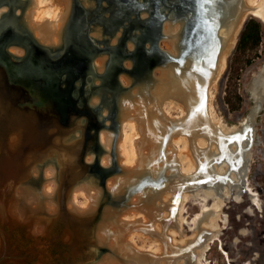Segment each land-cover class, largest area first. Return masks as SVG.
Listing matches in <instances>:
<instances>
[{"label":"bare ground","instance_id":"6f19581e","mask_svg":"<svg viewBox=\"0 0 264 264\" xmlns=\"http://www.w3.org/2000/svg\"><path fill=\"white\" fill-rule=\"evenodd\" d=\"M87 1L83 0L85 4L88 3ZM23 2L22 5L24 6L19 11L20 24L27 27L41 42L50 45L59 43L72 0H36L34 10L32 9L34 11L32 19L27 13L31 0H23ZM47 3L52 5L48 8L49 16L45 15L44 10L36 11L39 6L47 5ZM250 15L264 22V0H240L239 2L228 0L226 5H221L220 13H217L215 17H210L212 22L216 24L222 22L221 24H223L219 32L220 44L216 43L215 48L212 47L211 52L207 53L218 51L215 58L207 61L200 60L198 57L200 52L197 51L195 56L187 58L184 68H180L175 64L159 70L157 68L156 70L160 72L159 81L155 86V90L152 91V97L148 96V99L145 88L143 89L144 93H138L136 96L126 95L120 101L124 127L133 130L136 134L129 137L135 155L132 160L128 161L132 169L125 171L123 178L111 179L110 190L116 191V193H124L138 186L146 176L152 175L153 177L154 174L158 175L155 178L163 175L166 180L162 181L161 188H155L157 191L150 195V199H152L151 197L155 198L151 201L157 202L160 200L157 202L158 207L156 210L151 213L140 211L137 216H131L133 212L126 211L129 214L126 213L121 222L118 211L115 210L116 208L111 209L108 207L104 209L103 216L96 225L97 238L101 243L117 250V253H115L116 256L112 254L105 256L97 264H122L118 260L120 258L124 259V264L166 263L162 261L161 257L148 253L153 251L150 249L145 251L150 256L136 258L133 253V250H136L133 246L134 236H141L147 240L158 242V252H161V254H163L165 246H170V255L172 259H176L175 264H202L211 244L219 237L221 228L218 226V220H220L226 199L234 198L235 192L241 194V186L243 185V190L252 194V198L254 197L252 200L253 206L256 209L263 210V205L257 197V193L250 188V184L249 187L246 185L251 163L247 150L251 147L255 136L254 118L258 115L264 100V70L258 82L252 87L256 106L253 108L251 116L246 119L240 128L226 126L222 120L215 118L213 112V89L225 72L239 33ZM183 27L184 24H177L174 19L167 20L163 26L164 37L161 48L178 58L182 54L180 35ZM94 34L98 36V33ZM113 41L116 43L118 36ZM134 47L133 43L129 44L130 50H133ZM98 61L101 65L98 68L101 71L104 66H102L101 60ZM122 79L129 80L125 76H122ZM92 102L95 103L96 101ZM174 108L180 111L179 116H173L170 113V110ZM248 129H251V131H248ZM168 134H171L169 137L172 138H170V142L165 143ZM112 135V133L108 134L105 131L101 132V142H99L104 144L107 150L113 145ZM121 138L122 148L124 140L128 139L125 132ZM10 140L8 149L13 152L20 143H24L25 139L18 132L16 136L12 135ZM49 140L51 139L43 135H34L29 132L25 142L36 151V148H41L42 143H50ZM70 140L68 138L69 144L75 141L72 138ZM182 143L185 144L184 147H181ZM51 153L53 154H51L52 157L56 154L55 151ZM61 154L63 155L61 158L62 163L67 159V156L71 159L75 157V152L71 150H61ZM39 155L40 153L29 154L25 160L27 167L14 162L13 158H11L12 163L8 162V157L0 164L1 169L11 163L7 167L10 168L9 172L11 171L9 173L10 179H7L3 172L0 175V203L8 205L7 212L11 216L12 223L10 225L12 226L18 224L17 220L19 218L26 216L27 211L25 205H23L24 201L33 205L44 206L51 212L57 210L55 201L59 184L56 182V177L59 173L56 170V165L51 167L50 171L53 172V175L48 174L49 183H46V188H44V183L43 188L46 189L43 192L44 196L41 195L40 188L31 187L25 181L22 182L21 178L18 180L14 199L9 200L4 190L5 186L8 183L9 185L13 184L18 176L27 178L28 175L24 172L26 169L29 172L32 170V174L35 172L40 175L41 165L47 163L49 157L46 158L42 155L40 157ZM10 156L14 157V154L12 153ZM181 156L185 158L187 163L191 164L190 169L184 167L185 161L182 159L183 162L180 166L178 157L181 158ZM104 157H106V162L110 164V156ZM163 161L164 166H162ZM86 162L89 163L87 160ZM66 165L67 163H65ZM77 173H79V170ZM96 184V180L92 178L76 186L68 204L69 210L78 216L90 214L86 211L94 209L101 196V191L96 187ZM78 188L79 190H77ZM88 190L90 191V206L86 209L76 207L74 205L76 194L79 192L88 194ZM199 198L202 202L208 203L215 200V203L212 206L203 204L200 213L194 216L191 221L187 220L184 216L186 202ZM235 200L241 201L238 196ZM92 221L94 222V220ZM31 222L41 232L47 226L42 218L31 220ZM223 222H225L224 219ZM186 224H190L192 229L197 230L194 239L182 241L183 246L179 249L169 245L167 235L162 233L165 232L173 238L171 242L174 244V237L182 235L181 230ZM82 225L83 227L77 226V233L80 236L83 232L92 230L90 224L87 227L85 224ZM84 227L86 228L84 229ZM149 233H152V235ZM85 237L86 240L81 237L77 240V247L79 246L80 249L84 250L88 249L90 245L89 235L86 234ZM124 239L127 240L124 241ZM124 242L131 246L130 249L123 246ZM221 249L225 255H228L229 264H232L229 254L223 247Z\"/></svg>","mask_w":264,"mask_h":264},{"label":"water","instance_id":"95a60500","mask_svg":"<svg viewBox=\"0 0 264 264\" xmlns=\"http://www.w3.org/2000/svg\"><path fill=\"white\" fill-rule=\"evenodd\" d=\"M239 1L240 0H237V2ZM188 2L189 7L185 12L181 13L176 7L172 8L170 6L169 12H163L161 17L164 20L169 17V19H174L184 24L180 35L182 53L180 57H174L169 52L163 50L158 40L152 43L153 49L162 54L167 64H175L180 68H184L187 58L195 56L197 51L200 52L198 56L200 60L207 61L216 57L218 51L207 53L211 52L210 49L212 47L213 49L215 48L216 43L220 44L219 32L223 24H221L222 22L217 24L212 22L209 9H213L216 14L220 13L221 5H226L228 0H215L213 4L197 3V0H188ZM179 3L182 5V2ZM163 37L164 36L161 34V38ZM145 40L147 39L145 38L144 41ZM130 55H134V53H130ZM21 62L17 64H19V69L23 70V63ZM155 69L156 66L152 65L149 72V81L147 85L141 87L142 90L146 88V95L150 97H152V89L159 80L158 77L154 76ZM14 77L18 78L17 75L14 74L13 80H11L8 72L0 67V164L8 157V162L12 163L11 158H13L15 160L14 162L21 163L27 167L25 165L26 157H28L29 154L40 153V155L46 158L49 157V160H53L56 163V170L59 173L56 177V182L59 184L58 195L55 201L57 210L51 212L44 206H34L24 201L23 205H25L27 213L23 219L19 218L17 220L18 224L26 227L36 239L41 240L50 234L55 224L64 223V234H66L68 238L66 249L70 252V257L69 260L63 264H97L107 255L112 254L116 256L115 253H117V250L107 244L101 243L97 238L96 225L101 220L104 209L108 208L109 205H116L117 207V205L127 203L134 194L144 192V188L147 186H152L154 188H158L159 186V188H161V183L165 181L166 178L163 175L160 176L161 178H154L152 175H149L146 176L138 186L131 190H127L124 193L113 192L107 185L106 176H110L117 171L125 172L128 169L118 164L117 154L113 153L116 148L115 141L109 150L105 148L104 144L99 142L101 130L103 128L109 129L110 124H108V122L111 123V120L103 115V109L98 106L91 108L77 106L69 111L70 118L67 120L59 115L55 102H53V94L45 95L32 84L28 87L21 86ZM137 84L139 83L135 82L133 86ZM130 88L131 85L125 88L126 92H130ZM90 115H93L95 119H92ZM18 132L22 134L25 140L24 143H20L12 152V150L10 151L8 149L11 141L10 138L12 135L16 136ZM29 132L34 135H43L50 138L51 140L49 141L51 142H47L46 144L42 143L41 148H36L37 150L35 151L25 142ZM169 136H171V134L167 135L165 143L170 140L171 137ZM68 138L69 140L72 138L75 141L69 144ZM61 150H71L75 152V157L73 158L71 156V159L67 156V159L62 163L61 158L63 153L61 154ZM53 151H55L56 154L52 157L53 154L51 152ZM12 153L14 157L10 156ZM91 153L94 155V162L87 163L86 157ZM100 154H108L110 158L112 157L110 166L105 167L100 164ZM11 163H8V165ZM65 163H67L66 166ZM44 164L41 165L42 170L40 175L44 174ZM7 167L0 169V175L3 172L5 173V177L10 179L11 176L9 173H11V171L9 172L10 168ZM78 170L79 173H77ZM24 172L28 175L27 178H22L19 173L21 177L17 175L18 177L15 178L13 184L9 185L8 183V185L5 186L4 190L9 200L16 197L18 180H20V178L22 182L25 181L26 184L28 183L27 181H36L32 174V170L29 172V170L26 169ZM96 174L103 175L102 179H95L97 182L96 187L101 191L100 200L94 209L86 211L90 214L86 216L81 215L83 217L78 216L68 208V204L72 198V192L76 186L83 183L87 178L88 180L92 179ZM40 191L41 195L44 196L41 189ZM130 205L131 204H129V206ZM7 210L8 205L0 203V264L19 263L20 261L18 259L19 255L11 253L8 237L5 233V227L11 226L10 224L12 223L11 216L8 215ZM121 211L122 210L118 213ZM37 218L46 219L50 222H45L47 226L44 227L42 233H37L35 224L31 222V220ZM92 220H94V222ZM82 224H85L86 227L90 224L92 230L85 233L83 232L80 236L77 233V226L83 227ZM86 227H84V229ZM86 234L89 235L90 245L86 250L80 249L79 246L77 247V240H79V237L86 240ZM53 243V241H50V243L46 242L45 244L51 245ZM123 246L129 249L131 247L125 242ZM133 253L136 258L139 259L142 256H150L145 252L136 250H133Z\"/></svg>","mask_w":264,"mask_h":264},{"label":"flooded vegetation","instance_id":"af4514ba","mask_svg":"<svg viewBox=\"0 0 264 264\" xmlns=\"http://www.w3.org/2000/svg\"><path fill=\"white\" fill-rule=\"evenodd\" d=\"M87 2L72 0L61 41L50 45L41 42L27 27L20 24L18 9L23 8V0H0V9H8H4L0 16V67L8 72L11 80L16 74L18 78H14L19 85L28 87L32 84L45 95L53 94L59 115L67 120L72 108L94 107L93 98L98 96L100 101L95 105L108 109L107 114L103 110L102 113L111 120L109 130L115 133L116 142L119 135L120 101L127 94L125 88L129 87L122 76L129 73L134 77V83L145 86L152 65L156 69L167 65L162 54L152 47L156 40L161 45L164 23L170 20L169 17L162 19V13L168 11L170 6L176 7L181 13L185 12L189 2ZM144 12H148L145 17ZM94 33H98V36ZM117 36L118 41L114 43ZM145 38L147 40L144 41ZM129 42L135 44L133 50L129 49ZM13 46L22 48L23 53L14 51ZM131 59L133 65L128 66L127 61ZM98 60L104 66L101 71ZM18 62L23 63V70L19 69ZM154 76L157 77L155 73ZM90 117L95 119L93 115Z\"/></svg>","mask_w":264,"mask_h":264},{"label":"rangeland","instance_id":"374dc122","mask_svg":"<svg viewBox=\"0 0 264 264\" xmlns=\"http://www.w3.org/2000/svg\"><path fill=\"white\" fill-rule=\"evenodd\" d=\"M35 3L36 0H31L28 6L27 13L28 16L31 17V19L34 14L33 10ZM50 7H52V5L50 3H47V5L44 4L42 6H39V8L36 9V11L44 10L45 15H48L49 14L48 8ZM4 9L8 10L7 8H1L0 12L3 11ZM20 9L21 8H19L18 10L21 11ZM147 14L148 12H144L143 15L146 16ZM251 17H255V16L250 15L248 16L247 20L250 19ZM257 19L260 20L259 18ZM247 20L245 21L241 29V32ZM176 23L180 24L181 22L176 21ZM241 32L239 33L236 46L233 52L231 53L230 58L228 59L226 70L219 79L217 86L213 89V95H214L213 112L215 118L222 120L226 126L238 127V128H240L242 124L246 121V119H248L251 116L252 110L256 106V101L252 91V87L258 82L264 70V27L262 34V42L260 46L252 51H248L246 54L240 51L237 52V45L239 42ZM130 43L133 42H129L128 45ZM133 45L135 46L134 43ZM12 49H14V51H16L15 49H18L16 52H19L21 54L23 53L22 48H20L19 46H13ZM127 65L128 66L133 65L132 59L127 61ZM170 65L171 64H167V66H159L158 70L163 67H170ZM158 70H156L157 72H155L157 77L160 75V72H158ZM123 76L129 79L128 81L124 80L126 85L131 84L130 92H126L127 93L126 95L136 96L138 93L142 94L143 92L141 88L142 85L137 84L136 86H133L135 81L133 76H131L130 74H124ZM154 90L155 87L152 89V91ZM126 95H124L123 98H125ZM93 99L96 101L97 104L100 101V98L98 96H94ZM96 103H94L93 106H96L95 105ZM105 112H108L107 108L103 109V113ZM121 112L122 109H120L119 111V115H120L119 135L117 137L116 148L115 151H113V153L117 154L118 164L120 166H123L126 169H132L128 164V161L134 158L135 153L131 143L129 142V137L135 136L136 134L133 132V130L124 127L123 117ZM170 113L173 116L180 115V111L177 108L170 110ZM108 124H110V122H108ZM253 126L255 129V136L253 138L251 147L247 150V154L249 155V159L251 163L249 169L250 172L247 176L246 186L249 187L250 184V188L253 189L255 193H257V197L260 199L263 205V210L256 209L255 206H253L252 200L254 197L252 198L253 196L252 194L243 190L244 187L243 185L241 186L242 188L241 194H237L235 192L234 198L226 199L225 204L223 206L222 214L220 216V220H218V226L219 228H221L219 232V237L217 238V240H215L214 243L211 244L209 251L206 253L205 258L202 261V264H229L230 261L228 255H225L223 253L221 249L222 247L229 254L232 264H264V100L258 115L254 118ZM102 131H105L108 134L112 133L113 134L112 140L114 143L115 133L107 128H103L101 132ZM124 132L127 135L128 139L124 140V144H122V148H121L120 141H122L121 136H123ZM99 141L101 142V138L99 139ZM184 146L185 144L182 143L181 147ZM104 156H109V155L100 154V159H99L100 164L102 166L108 167L111 165V163L109 164L108 162H106L105 160L106 157ZM179 158L180 157H178V161L180 162V166H181L182 165L181 162L185 161V158L183 156H181L180 159ZM86 160L88 162H94V155L92 153L88 154ZM184 163H185L184 167L186 169L191 168V164L187 163L186 161ZM54 165H56V163L53 160H48V162L43 166L44 174L38 175L35 172H33V176L36 181L35 182L30 181L27 184L30 185L31 187L40 188L41 190H43L42 192L46 191V189L44 190V188H46V185L49 183L48 182L49 178L47 177L49 175H53V172H51L50 170L51 167H53ZM162 166H164V161L162 163ZM124 176H125V172L123 171H117L110 176H106L108 187L110 185L111 179L120 178V177L123 178ZM155 176L158 175L154 174L153 177L155 178ZM102 177H103L102 174H96L93 178L100 180L102 179ZM86 181H88V178L84 180L83 183ZM168 188L165 189L167 190ZM156 189L152 186H147L144 188L145 192L134 194L127 203L117 205V207L116 205L115 206L109 205V207L111 209L116 208L115 210H117L118 212L122 210L120 213H118V217L119 220H121V222L123 220V216L126 215L127 212L129 213L133 212L131 216L133 215L137 216L138 212L140 211L151 213L152 211L156 210V208L158 207L157 202L160 201V200H158L157 202L151 201L155 199L153 197H151L152 199H150V195L155 193L157 191ZM77 190H79V188ZM87 192L88 194H82L81 192L76 194V200L74 204L76 207L80 209H86L88 208V206H90L91 204L89 199L90 191L88 190ZM237 196L241 199L240 202L235 200ZM134 200L136 202H133ZM214 203L215 200H211L210 202L207 203V202H202L200 198L195 200H190L185 204L184 216L186 217L187 220L191 221L194 218V216L200 213L203 204L212 206ZM129 204H131L132 206L131 205L129 206ZM223 219L225 222H223ZM44 221L49 222L46 219ZM64 230H65L64 223H60V224L57 223L55 224L53 230L50 231V234L48 236L44 237L41 240H38L30 233L29 230H27L26 227L21 226L19 224L5 227V233L6 236L8 237L10 251L12 254L19 255L18 259L20 260L19 263H5V264L65 263L67 260H69L70 252L68 251V249H66L68 238L67 235L64 234ZM195 232H197V230L192 229V226L190 224L184 225V227L181 230L182 235L180 234L174 237L175 240L174 244L171 242L173 238L169 237L168 234L165 232L164 233L161 232V233L167 235L166 237L169 241V245L175 247L176 249H179L182 248L183 246L182 241L185 240L190 241V239H194ZM37 233H42V232L40 230L39 231L37 230ZM149 234L152 235V233ZM126 240L124 239V241ZM50 241H53L54 243L51 245L45 244L46 242L50 243ZM133 243H134L133 244L134 248L140 252L148 251L147 249L153 250V251H149L148 253L161 257L162 261L166 262L164 264L176 263L175 261L176 259H172L170 255L171 254L170 246L168 247L165 246V248L163 249L164 252L163 254H161V252H158L159 244L156 241L147 240L146 238H143L141 236H134ZM118 260L122 264L125 263L123 258L122 259L120 258Z\"/></svg>","mask_w":264,"mask_h":264},{"label":"trees","instance_id":"16d2710c","mask_svg":"<svg viewBox=\"0 0 264 264\" xmlns=\"http://www.w3.org/2000/svg\"><path fill=\"white\" fill-rule=\"evenodd\" d=\"M264 22L255 17L247 20L239 38L237 52L246 54L258 48L262 42ZM229 103V102H228Z\"/></svg>","mask_w":264,"mask_h":264},{"label":"snow or ice","instance_id":"6c2138e0","mask_svg":"<svg viewBox=\"0 0 264 264\" xmlns=\"http://www.w3.org/2000/svg\"><path fill=\"white\" fill-rule=\"evenodd\" d=\"M197 3L213 4L215 3V0H197ZM209 12L212 17L216 16V12L213 9H209ZM248 131H251V129H248Z\"/></svg>","mask_w":264,"mask_h":264},{"label":"clouds","instance_id":"9594fccd","mask_svg":"<svg viewBox=\"0 0 264 264\" xmlns=\"http://www.w3.org/2000/svg\"><path fill=\"white\" fill-rule=\"evenodd\" d=\"M49 190H51V189H49Z\"/></svg>","mask_w":264,"mask_h":264}]
</instances>
